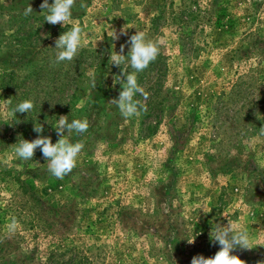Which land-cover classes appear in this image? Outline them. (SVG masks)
Returning a JSON list of instances; mask_svg holds the SVG:
<instances>
[{
    "label": "rangeland",
    "instance_id": "374dc122",
    "mask_svg": "<svg viewBox=\"0 0 264 264\" xmlns=\"http://www.w3.org/2000/svg\"><path fill=\"white\" fill-rule=\"evenodd\" d=\"M11 1L0 0V234L10 242L18 234L26 242L10 253L3 249L1 261L14 264L17 257L13 254L21 256L22 251L37 261L43 256V247L59 244L62 230L54 233L51 242L43 241V217L48 215L43 213V204L73 202L74 225L66 235L79 246L102 248L106 264H191L197 255L213 257L220 248L210 238L217 224L246 228L253 248L237 246L231 254L245 264H264V175L257 174L264 169V135L260 134L264 126V61H258L254 49L261 47L262 41L252 47L246 36L251 31L264 37V0L220 4L225 26L219 30L205 24L203 30L191 35V43L182 45L167 13L154 33L150 29L158 4L171 1L177 5L179 0H76L71 19L63 26L55 25L68 26L64 33L78 23L82 28L80 48L104 57L100 76L97 74L104 90L98 107L105 108L109 122L105 123L102 115L97 131L65 132L70 142H81L84 148L76 167L63 179L49 173L48 161L39 148L27 161L14 153L22 139L32 141L38 135L55 143L59 139L55 127L64 115L59 114L51 126L47 125L50 119L43 120L40 115L43 69L38 79L30 78L28 65L15 63L7 70L13 61L10 55L19 49L24 47L21 54L26 51V59L33 54L35 47L20 45L27 41L39 48L30 63L43 64V15L48 14L40 8L43 0H16L15 7ZM28 4L33 12L25 16ZM32 23H40V39L33 40L32 34L30 40L15 35V27ZM122 28L126 35L120 34ZM113 30L118 34L116 40H112ZM136 31L145 32L147 40L157 43L165 62V109L155 130L146 136L138 133L143 127L141 113L139 118L125 119L110 102L122 90L110 56L113 51L120 52L121 45L127 56L128 38ZM19 34L24 36L22 30ZM126 71L133 73L134 69ZM95 75L96 69L89 65L78 84L79 93H85ZM3 78L7 84L2 83ZM67 90L70 92L69 87ZM84 99L75 101V106L80 107ZM25 100L33 102V109L12 115V109ZM144 101L142 97L140 102ZM70 114L72 119L78 117L73 109ZM116 118L118 124L109 129L108 124ZM253 123L257 124L254 131ZM39 124L45 133L33 131ZM210 155L213 158L206 164ZM222 157H228L230 163L217 170ZM254 166L251 193L246 195L247 170ZM208 167H214V174ZM83 178L91 184H83ZM77 187L89 194L77 195ZM15 199L28 210H15ZM119 209L123 211L120 218ZM11 216L19 222L14 234H8L6 228Z\"/></svg>",
    "mask_w": 264,
    "mask_h": 264
},
{
    "label": "trees",
    "instance_id": "16d2710c",
    "mask_svg": "<svg viewBox=\"0 0 264 264\" xmlns=\"http://www.w3.org/2000/svg\"><path fill=\"white\" fill-rule=\"evenodd\" d=\"M218 1V2H217ZM16 0H12L11 4L15 7ZM229 0H204V3L201 4L199 0H179L177 5H174L171 1L166 4L164 1L158 4L157 13H153L150 18V29H152L153 33L158 29L159 20L166 18V13L171 18L172 23L175 26V31L178 34L179 44L182 45L181 42L191 43V35L197 30H203L204 25L208 24L210 27L221 28L224 25L223 15L225 11H223V5H227ZM222 5V7L220 6ZM168 11H166V9ZM45 16L43 15V64H33L30 63V59L36 57V53L38 54L39 48H37V44L33 45L30 41H27L25 44H20L21 46H27L30 48H34L33 54L29 55V57H25L26 51L24 54H21V50L19 49L14 55H10L12 58V62H10L7 70H11L13 66L25 67L26 65L30 66L31 73L30 78L38 79V75H40V71L43 69V120L47 118L50 119V122H47L48 126L52 125V122L55 118L58 117L59 114H63L67 116L68 120L72 119V115L70 114L71 109H73L77 116L74 119H88L89 128L85 133H89L92 131H97L101 127V124H98V119L103 115L105 123H108V114L107 111H104L105 108L98 107V101L104 95V90L101 88L99 84V79L97 74L100 76V72L102 69V65L105 64V59L103 56L96 54L97 51H91V53L87 52L86 49L79 48L77 55L71 61H62L59 63L55 62V57L58 52V49L55 48V41L58 37L63 33V29L66 27H59V25L49 24L45 20ZM38 20H42L40 17ZM27 28H30L29 31ZM40 23H33L29 27H23L19 25L15 27V35L20 36L22 39H29L30 34H32V39H40L41 37L38 35ZM56 28V30H53ZM24 32V36L19 34L20 31ZM251 31H247L246 36L247 39L251 42L252 47H255V44L259 41H262L261 47L254 48L256 50V55L258 61H264V37L252 35ZM30 54V51H29ZM128 55V53H127ZM9 60V58L7 59ZM163 56L159 49V54L157 58L150 62L148 67L144 69L142 72L136 73L137 83L145 92L148 93V98L143 102L146 105V111H141L143 127L139 128L138 133L140 136H146V134H150L155 130L157 125L161 120V114L165 109V94L163 93V85L162 79L165 74V62L162 61ZM36 62V61H35ZM82 64H86V68H81ZM59 65V67H57ZM89 65H92L94 70L96 69L95 81L96 87H91V82L88 85V89H86L85 93H79L80 86L79 83L82 82L83 72L87 69ZM120 68L116 67V75H119ZM5 69V68H4ZM131 69L129 63L126 64V70ZM9 70V71H10ZM6 73V71H5ZM4 73V75H5ZM3 84L5 83L4 78L2 79ZM74 84L73 90L71 91V85ZM118 84V83H117ZM69 87L70 92L67 90ZM67 92V93H65ZM117 96V95H116ZM82 97H84L83 104L80 107L75 106V101H81ZM143 96L139 93L136 94L134 99L139 100ZM109 109V108H107ZM133 118H139L138 116H133ZM255 119V118H254ZM73 120V119H72ZM257 121V119H255ZM254 120V121H255ZM118 124V119L116 118L114 121H111L109 125V129L114 125ZM253 131L256 130L257 124L253 123ZM145 130V131H144ZM43 132L45 133V127L43 126ZM112 131L105 133L106 138L111 134ZM145 132V133H144ZM115 136V135H114ZM113 136V137H114ZM213 158L212 155L208 156L206 159V164H208L209 159ZM212 160V159H211ZM230 161L228 157L221 158L219 165L216 167L217 170L220 168H224ZM258 164V163H257ZM254 166L251 170L248 169L247 173V187L245 189L246 195H250L251 193V174L255 171ZM210 172L214 174V167H208ZM227 168L226 170H228ZM264 175V169H259L257 174ZM83 184H91V181L87 178H83ZM77 195L83 196L88 195L89 193H83L81 191V187H77L75 190ZM35 195H32L33 201L36 200ZM27 202V201H25ZM15 210L26 211L28 208H25V203H20V201H14ZM73 202L66 204H55L52 202H48L43 204V213H47L43 217V241L47 240L48 243L51 242L54 237V233L58 230H62L60 236H62V241L59 244H52L49 246L43 247V256L36 258L29 256V252L22 251L20 255H14L16 258L14 264H23L26 260V264L29 262L33 264H106L103 261L102 257L104 252H102V248L99 246H88L75 244L72 242L66 234L72 233V226L74 225V217H73ZM123 211L119 209L117 211V215L120 218L122 216ZM72 222L70 223V220ZM120 220V219H119ZM30 226V225H29ZM65 231L67 233H65ZM175 233V232H174ZM6 239L5 234H0V253L4 249L5 252H13L17 249L19 243L26 242L22 236L16 234V239L13 237ZM173 239L174 236H173ZM66 244V245H64ZM61 245V246H60ZM22 248V246H21ZM22 250V249H21ZM7 253V254H9ZM102 255V256H101ZM4 252L0 254V264H4L1 260L3 259ZM25 257L27 259H25ZM35 259V261H34ZM167 264H172L171 261H168Z\"/></svg>",
    "mask_w": 264,
    "mask_h": 264
},
{
    "label": "clouds",
    "instance_id": "9594fccd",
    "mask_svg": "<svg viewBox=\"0 0 264 264\" xmlns=\"http://www.w3.org/2000/svg\"><path fill=\"white\" fill-rule=\"evenodd\" d=\"M76 0H53L52 4L48 0H43L40 8L47 10L45 20L49 24H58L62 26L72 17V7ZM83 6V5H82ZM33 9L30 4L24 9L25 16L30 15ZM82 28L77 23L72 26L71 30L62 33L55 41V48L58 52L55 57V62L71 61L77 55L82 41ZM120 34L126 35V28L120 30ZM112 40L118 39V34L115 30L111 33ZM130 49L128 55L124 52V45H121L120 52L113 51L110 60L111 64L120 68L122 64L129 63L134 69L133 73L126 70L121 71L115 76L117 83L121 85L122 90L117 98L110 102L118 109L122 117L125 119L140 115L141 111H146V105L139 100L134 99L137 93L141 94L144 99L148 98V93L143 90L137 83L136 73L142 72L148 67L150 62L154 61L159 54L157 43L146 39V34L143 31H136L135 34L128 38ZM91 87H96V81L91 79ZM34 104L31 100H25L14 109L12 115L16 113H27L32 110ZM89 128L88 119H73L69 122L67 116H60L57 121L55 131L59 139L52 143L50 137L38 135L32 141L22 139L14 149L15 156L22 160L33 159L36 149H40L45 160L48 161L49 173L57 179H63L70 174L76 167L77 157L84 148L83 143H72L66 138V133L80 135L85 133ZM33 131L37 134L43 132L41 124L34 125ZM261 135H264V126H261ZM9 223L6 225L8 234H14L19 226V222L15 216L9 218ZM210 238L212 242L218 243L220 248L213 257L205 258L202 255L194 256L191 264H245L237 255L231 254L232 251L239 246L241 249H252V240L246 228H241L235 225L222 226L217 224L211 230ZM194 240V239H193ZM193 240L188 241L192 243Z\"/></svg>",
    "mask_w": 264,
    "mask_h": 264
}]
</instances>
